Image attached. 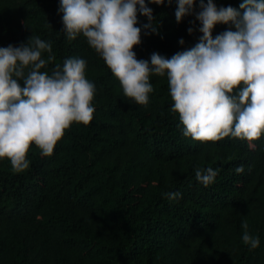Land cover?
I'll use <instances>...</instances> for the list:
<instances>
[{
	"label": "trees",
	"instance_id": "trees-1",
	"mask_svg": "<svg viewBox=\"0 0 264 264\" xmlns=\"http://www.w3.org/2000/svg\"><path fill=\"white\" fill-rule=\"evenodd\" d=\"M214 2L239 10L242 0ZM149 7L159 34L142 28L138 59L198 43L199 21L177 23L176 0ZM58 8L59 0H0V47L32 35L49 41L55 59L41 69L49 73L65 58H84L95 112L88 125L73 123L51 156L30 145L23 172L0 159V264H264V135L254 148L239 138L185 137L166 75H151L149 103L135 104L85 37H66ZM228 27L217 24L213 37ZM207 167L219 171L204 186L195 171ZM244 222L258 248L243 242Z\"/></svg>",
	"mask_w": 264,
	"mask_h": 264
},
{
	"label": "clouds",
	"instance_id": "clouds-1",
	"mask_svg": "<svg viewBox=\"0 0 264 264\" xmlns=\"http://www.w3.org/2000/svg\"><path fill=\"white\" fill-rule=\"evenodd\" d=\"M176 2L177 23L194 15L202 35L193 47L170 58L153 52L149 59H138L133 50L141 44L142 28L159 34L149 4L165 0H59L58 12L66 37H85L135 104L149 103L151 75H166L172 111L179 114L185 137L201 142L239 138L254 148L252 142L264 135V0H242L239 10L198 0V11L197 0ZM138 13L147 19L142 26ZM217 24L229 27L213 37ZM195 30L193 22L187 31ZM184 43L181 38L179 44ZM54 59L51 43L39 36L0 47V159L7 158L17 173L30 167V145L51 156L73 123L88 125L93 119L96 87L86 78L87 61L68 57L51 73L41 71ZM218 171L197 169L195 176L208 186ZM235 171L243 172V165ZM165 195L172 200L182 196ZM243 228V242L258 248L259 236L249 233L247 222Z\"/></svg>",
	"mask_w": 264,
	"mask_h": 264
}]
</instances>
